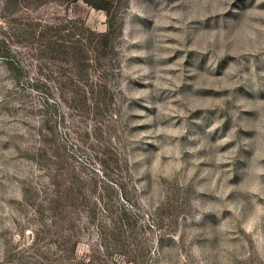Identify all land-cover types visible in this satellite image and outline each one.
<instances>
[{
    "label": "rangeland",
    "instance_id": "1",
    "mask_svg": "<svg viewBox=\"0 0 264 264\" xmlns=\"http://www.w3.org/2000/svg\"><path fill=\"white\" fill-rule=\"evenodd\" d=\"M106 1L0 0V264H264V0Z\"/></svg>",
    "mask_w": 264,
    "mask_h": 264
},
{
    "label": "trees",
    "instance_id": "2",
    "mask_svg": "<svg viewBox=\"0 0 264 264\" xmlns=\"http://www.w3.org/2000/svg\"><path fill=\"white\" fill-rule=\"evenodd\" d=\"M41 1V0H39ZM45 1V0H42ZM60 3H64V4H71L73 2H77V1H83L86 4H89L91 7L98 9V10H106L103 6L99 5V4H109V1H94V0H57ZM93 2V3H92Z\"/></svg>",
    "mask_w": 264,
    "mask_h": 264
}]
</instances>
